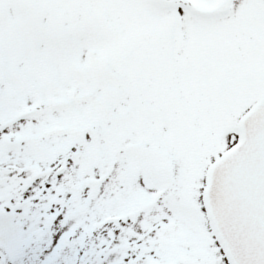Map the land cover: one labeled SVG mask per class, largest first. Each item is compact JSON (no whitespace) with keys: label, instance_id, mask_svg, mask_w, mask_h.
I'll list each match as a JSON object with an SVG mask.
<instances>
[{"label":"snow or ice","instance_id":"snow-or-ice-1","mask_svg":"<svg viewBox=\"0 0 264 264\" xmlns=\"http://www.w3.org/2000/svg\"><path fill=\"white\" fill-rule=\"evenodd\" d=\"M0 264H264V0H0Z\"/></svg>","mask_w":264,"mask_h":264}]
</instances>
